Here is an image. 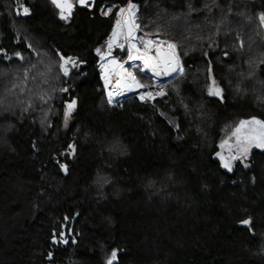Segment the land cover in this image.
Masks as SVG:
<instances>
[{
    "label": "trees",
    "instance_id": "trees-1",
    "mask_svg": "<svg viewBox=\"0 0 264 264\" xmlns=\"http://www.w3.org/2000/svg\"><path fill=\"white\" fill-rule=\"evenodd\" d=\"M101 2L123 6L122 0H98L94 12L78 9L71 21L64 22L45 5L25 0L31 8V15L25 17L16 15V0H0V49L9 56L19 51L25 62L37 63V56L27 48L36 39L42 45L33 47L48 51L58 63L57 51L86 61L71 69L69 77H63L57 66L55 84L41 85L51 96L47 104L37 101L34 111L22 114L24 105L15 102L14 117L0 114V130L14 125L6 136L0 131V264H104L113 248L120 250L118 264H264V151L255 152L251 170L240 165L233 175L214 156L227 124L253 116L264 120V101L257 100L264 96L260 83L264 65L257 77L244 80L247 94L238 93L235 85L241 79L228 64L218 63L216 54L211 55L225 99L221 103L208 97L202 55L210 51L208 30L198 40L199 29L192 23L186 25L192 28L185 33L190 39L177 38L181 46L193 45L183 59L186 75L168 87L163 101L131 99L108 105L95 50L105 45L114 17L100 16ZM204 3L192 0L197 9H203ZM217 3L220 7H214L213 16H220L221 9L227 11L231 4L233 11L253 18L252 25L232 24L242 31L251 50L243 58L227 50L231 66L246 69L249 58L264 55V31L257 34L256 19L264 12V0ZM157 4L170 13L187 11L186 0H142L140 22L156 19ZM147 12L152 15L146 16ZM206 14V10L194 12L190 20L199 22ZM172 32L163 34L174 38ZM225 50H218L219 55ZM20 64L16 59H0V73ZM144 79L151 85L147 75ZM28 87L40 91L32 82ZM61 88L69 92L62 93ZM1 89L0 81V94ZM70 98L78 105L65 128L63 110ZM21 99L28 101L30 96L25 93ZM181 100L194 112H186ZM48 109L50 128L40 123ZM169 120L181 125L179 132ZM73 140L77 156L61 158L70 165L64 175L52 158ZM33 142L39 150L33 149ZM117 143L119 150H110ZM247 215L255 220V238L238 223ZM62 225H67L66 233L71 229L69 242L52 245L51 234L60 232Z\"/></svg>",
    "mask_w": 264,
    "mask_h": 264
},
{
    "label": "snow or ice",
    "instance_id": "snow-or-ice-1",
    "mask_svg": "<svg viewBox=\"0 0 264 264\" xmlns=\"http://www.w3.org/2000/svg\"><path fill=\"white\" fill-rule=\"evenodd\" d=\"M17 16H30L31 8L25 3V0H16ZM51 5L58 10V16L60 20L68 21L76 7H81L94 12L98 6V0H50ZM141 3L134 2V0H122V5L116 4H99V14L101 17L109 18L114 17V23L111 26V33L108 39L105 41V45L102 48H96V55L99 57L101 79L104 84V92L106 94V102L108 105H114L115 97L123 95L125 92H131L143 89L139 92V99L143 102L154 100L156 97H165L167 93L164 91L166 85L160 83L161 77H169L174 74L177 76H183L185 74L184 63L182 62V55L187 56L188 52L181 50V45L177 42L179 39H190L185 33L192 32V28L186 25L195 23V27L199 29L196 33L198 40H203L202 33L205 28L208 30V47L210 51L203 52L204 63L206 64L207 74V90L206 95L208 97H214L219 102L223 103L225 99L224 88L221 83L216 79L215 66L211 60V55L216 54L218 57V63H226L229 65V71H234V66H231V57L227 50L223 51V55H219V51L222 47L228 48L229 46L233 51L241 54L240 58H243L247 51L251 50V45H247L242 34V31L232 27L233 23L244 25H252L253 18L246 17L244 12L233 11L232 5L229 4L227 11L221 9V15L219 17L211 15V9L213 7H220L217 0H205L203 9H197L193 7L192 0H186L187 11L186 12H168L167 9L161 8L159 4L156 5L157 11L155 12L156 19L149 22H140ZM207 10L209 15L205 16L199 22H193L190 20L192 13ZM146 16H151V12L145 13ZM170 17V18H169ZM232 17L233 19H229ZM244 17L241 21L237 19ZM183 18L184 25L174 24L176 21H180ZM256 19L258 20L257 34L264 31V12L257 13ZM143 29H150V31H143ZM175 30V37L165 39L163 33L167 32L170 36L173 34L172 30ZM143 34L138 35L142 32ZM17 42L19 41V31L16 33ZM223 37V40H217L216 38ZM229 39L232 43L229 45ZM213 45H215L213 47ZM27 48L37 56V63L25 62L24 55L17 51L14 55L9 56L6 50L0 49V59L5 61H12L13 59L19 60L21 64L13 72L0 73V76L8 77V82L5 86V93L3 97H0V114L8 113L15 115L13 102L9 101V96H15V102L23 104L21 113H27L34 111L37 107V101L41 105L47 104L51 99V96L47 92L43 91L41 84L48 83V75L51 73L52 65L45 64L42 54L37 51L31 43L27 44ZM115 50H119L120 53H124L127 59H122L119 55L115 54ZM56 55L59 58L58 71L63 77H69L71 69H79L86 61L79 60L76 57L65 56L57 51ZM139 61V64L136 62ZM249 72L245 75L243 72L238 73L241 80L235 85V90L244 92L247 94L246 88L243 87L244 80H250L256 77L257 70L261 65H264V55L257 57L255 60L249 58L247 60ZM128 64L130 67H125ZM41 67L43 71H41ZM148 72L151 73L149 77L154 81L152 85L142 83L137 78V73ZM32 82L40 88V91H36L33 88H29V82ZM231 84V81H229ZM264 84V81H260ZM155 88L156 91L150 90ZM62 93H68V88H61ZM27 93L30 96L28 101L21 100V96ZM179 95V93H177ZM258 101H264V96L257 97ZM183 104V101L181 100ZM78 102L75 98H70L65 102L63 110V124L67 128L69 119L72 114L77 110ZM186 112L193 113L194 110L190 109L187 104H183ZM43 111V109H41ZM48 109L44 113V116L40 120L42 126L50 128L52 125L46 123L48 120ZM198 111V110H197ZM164 115V113H161ZM168 123L172 126V129L176 132L180 131L181 125L173 120H169ZM14 125L8 124L2 131L4 136L8 132L12 131ZM197 131H200L197 128ZM182 137H177L181 139ZM33 149L39 150L37 144L33 142ZM219 151L214 153L215 158L219 162V166L231 173L234 169V165L239 162L244 169L251 170L253 162L251 160L252 150L260 149L264 150V120L258 119L253 116L250 119H242L236 124L230 133L222 138L217 145ZM112 151H118V143L113 145L110 149ZM77 156V145L75 140L72 143H68L65 150L59 153V157L54 156L53 162L58 166L59 170L68 175L70 171V165L68 162H61V158L65 161L75 160ZM171 179V176L169 177ZM103 183H108L107 178H102ZM251 182L255 184L256 178L253 176ZM235 183V181H234ZM101 186H103L101 184ZM247 210H245L246 212ZM65 221L69 218L65 217ZM239 225L247 231L253 238L256 236L255 220L253 216L247 215L246 218L241 219ZM67 225L61 226V231H53L51 234L50 243L52 245L64 244L69 242V235L71 229H68L66 233L63 229ZM264 239V236L261 237ZM72 243H76L75 237H72ZM264 251V249H262ZM120 250L113 248L109 255L106 256L104 264H118ZM47 259L51 261L53 259V252L47 253Z\"/></svg>",
    "mask_w": 264,
    "mask_h": 264
},
{
    "label": "rangeland",
    "instance_id": "rangeland-1",
    "mask_svg": "<svg viewBox=\"0 0 264 264\" xmlns=\"http://www.w3.org/2000/svg\"><path fill=\"white\" fill-rule=\"evenodd\" d=\"M30 1H32L33 3H39V4H42V5H45V6H47L49 9H51L57 16H58V10L57 9H55V7L53 6V5H51V3H50V0H30ZM135 2V1H134ZM215 11V8L213 7L212 9H211V15H213V12ZM206 16L207 15H209V13H208V11L206 10ZM217 17H219V16H217ZM182 21H184L183 20V18H182ZM21 29L23 30V27H21ZM143 31H147L146 29H143ZM143 31L142 32H140V33H138V35H141V34H143ZM205 33H207V32H205ZM164 35V34H163ZM164 38L165 39H168V38H166V35H164ZM256 39H257V37H256ZM32 41V40H31ZM33 43H34V45H35V47L36 48H38V46H41L42 44H41V40L39 41V40H36V39H34L33 40ZM32 44V43H31ZM33 45V44H32ZM33 45V46H34ZM186 45H187V42H184V45H182L181 46V50H182V52L183 51H189L190 49H193V45H187V48H186ZM185 46V47H184ZM102 47H104V46H102ZM102 47H100V48H102ZM191 47V48H190ZM223 49H225V48H223ZM37 51H39L38 49H36ZM226 50H230V51H233L232 50V48L229 46L228 48H226ZM40 53H42V54H46V55H44L43 56V60H44V63L45 64H51L52 65V69H51V73L48 75V83H50V84H52V85H54L55 83H52L53 81L54 82H56V79H57V66H58V60L57 59H55L54 57H52V55L47 51V52H43L42 50L41 51H39ZM236 52V51H235ZM189 53V52H188ZM115 54H117V55H119L122 59H127V57H126V55L124 54V53H120V51L119 50H115ZM182 62L184 63V61H183V59L185 58V56H183L182 55ZM37 60H38V58H37ZM137 64H139V62H136ZM128 67H130V65L128 66ZM247 68L246 69H243V68H235V70L234 71H232V73L234 74V75H236V76H238V78L239 79H242V77H240L239 75H238V73H240V72H243L245 75H247L248 74V72H249V67H248V65L246 66ZM14 68H17L16 66L14 67ZM185 68V67H184ZM16 69H10V68H4L3 70H2V72L1 73H4V72H13V71H15ZM41 71H43V68L41 67V69H40ZM258 70H257V74H256V77H257V75H258ZM145 75H147L148 77H150L151 76V74H149V73H147V72H144V73H140V72H138L137 73V78L138 79H140L141 80V82L142 83H145L146 84V79H144V77H145ZM186 75V69H185V74L183 75V76H177V75H173V76H170V78H168V79H166L165 81H161L160 83H162V84H164V85H166V87H165V89H164V91L165 92H167L168 91V87H171V86H175V83H177L178 81H180L182 78H184V76ZM56 78V79H55ZM8 77H4V76H0V81H1V84H2V89H1V94H0V97H3L4 96V93H5V86H6V84H7V82H8ZM49 79H52V80H50L49 81ZM203 79H204V77H203ZM31 82V81H30ZM154 83V81L153 80H151V85ZM41 85H43V84H41ZM45 85V84H44ZM47 85V84H46ZM46 85H45V87H46ZM150 90H152V91H156V89L155 88H151ZM140 91H144V90H137L136 92H134V91H131V92H128L129 94L128 95H126V96H124V97H120V96H116L115 97V102H114V104H118L119 102H123V101H128V100H131V99H138V100H140L139 99V92ZM134 92V93H133ZM259 92H261V90L259 91ZM263 92H264V87H263ZM262 92V93H263ZM166 98V96L165 97H156L154 100H151V101H147V102H151V103H158V102H161V101H163L164 99ZM21 99V98H20ZM22 100V99H21ZM9 101H12L13 102V106L15 105L14 103H15V96L14 95H10L9 96ZM141 101V100H140ZM141 102H143V101H141ZM17 109V108H16ZM11 116H13L12 114H10ZM14 117V116H13ZM239 122H234V123H229V124H227L226 126H225V128L223 129V135H222V138H225L226 137V135L227 134H229L230 133V130L236 125V124H238ZM2 132V131H1ZM255 149V148H254Z\"/></svg>",
    "mask_w": 264,
    "mask_h": 264
},
{
    "label": "flooded vegetation",
    "instance_id": "flooded-vegetation-1",
    "mask_svg": "<svg viewBox=\"0 0 264 264\" xmlns=\"http://www.w3.org/2000/svg\"><path fill=\"white\" fill-rule=\"evenodd\" d=\"M78 10V9H77ZM76 10V11H77ZM71 21V20H70ZM220 82V81H219ZM221 83V82H220ZM221 86H222V83H221ZM214 98V97H213ZM246 120V119H245ZM258 150H260V149H253L252 150V153H251V158L254 156V154H255V152L256 151H258ZM218 151H219V149H218ZM261 151H264V150H261ZM217 160V159H216ZM218 161V160H217ZM241 164L239 163V162H237L235 165H234V169H233V171L231 172V173H229V172H227V171H225L224 169V171L225 172H227V173H229L230 175H233L234 174V172L237 170V168L240 166Z\"/></svg>",
    "mask_w": 264,
    "mask_h": 264
},
{
    "label": "bare ground",
    "instance_id": "bare-ground-1",
    "mask_svg": "<svg viewBox=\"0 0 264 264\" xmlns=\"http://www.w3.org/2000/svg\"><path fill=\"white\" fill-rule=\"evenodd\" d=\"M137 62H139V61H137ZM129 65L128 64H126L125 65V67H128ZM148 73V72H147ZM149 74H151V73H149ZM168 78H170V76L169 77H161V79H160V82L161 81H165L166 79H168ZM129 93L128 92H125L123 95H120V97H124V96H126V95H128Z\"/></svg>",
    "mask_w": 264,
    "mask_h": 264
},
{
    "label": "water",
    "instance_id": "water-1",
    "mask_svg": "<svg viewBox=\"0 0 264 264\" xmlns=\"http://www.w3.org/2000/svg\"><path fill=\"white\" fill-rule=\"evenodd\" d=\"M77 9H84V8H81V7H76L75 8V10H74V12H73V14H72V17L67 21V22H69L70 20H72L73 19V17H74V14L76 13V10ZM87 10V9H86ZM89 11V10H88ZM58 19H59V16H58ZM60 20V19H59ZM60 21H63V20H60ZM64 22H66V21H64ZM226 171V170H225Z\"/></svg>",
    "mask_w": 264,
    "mask_h": 264
}]
</instances>
